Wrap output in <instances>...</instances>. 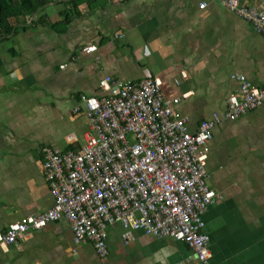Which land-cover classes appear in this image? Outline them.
I'll return each mask as SVG.
<instances>
[{
  "label": "crops",
  "instance_id": "obj_1",
  "mask_svg": "<svg viewBox=\"0 0 264 264\" xmlns=\"http://www.w3.org/2000/svg\"><path fill=\"white\" fill-rule=\"evenodd\" d=\"M241 2L264 8V0ZM69 9L49 0L0 39V231L53 205L40 149L83 146L90 129L80 95L106 94L105 75L158 77L164 100L190 91L171 104L189 132L218 117L206 182L219 198L202 216L208 264H264V103L226 117L239 87L233 74L264 86V35L219 0H94ZM88 45L96 49L85 53ZM123 232L109 225L108 252L99 256L91 242H74L62 217L1 245L0 264H201L182 241L141 230L124 241Z\"/></svg>",
  "mask_w": 264,
  "mask_h": 264
},
{
  "label": "built area",
  "instance_id": "obj_2",
  "mask_svg": "<svg viewBox=\"0 0 264 264\" xmlns=\"http://www.w3.org/2000/svg\"><path fill=\"white\" fill-rule=\"evenodd\" d=\"M219 1L264 35V8L241 0ZM205 6L199 3V8ZM95 49L88 45L82 51ZM232 77L239 87L227 98L230 120L264 103V86L241 74ZM160 86L158 77L124 81L105 75L99 88L106 94L80 95L90 129L83 146L78 151L40 149L53 205L9 224L0 231V246L17 245L29 231L63 217L74 242H91L99 256L108 252L106 228L119 222L124 241L132 230L151 238L170 237L208 264L209 235L202 216L219 198L206 182L208 142L218 117L201 121L196 132H189L171 104L190 91L170 102L163 99Z\"/></svg>",
  "mask_w": 264,
  "mask_h": 264
},
{
  "label": "trees",
  "instance_id": "obj_3",
  "mask_svg": "<svg viewBox=\"0 0 264 264\" xmlns=\"http://www.w3.org/2000/svg\"><path fill=\"white\" fill-rule=\"evenodd\" d=\"M63 1L70 6V14H73L78 4L83 1L90 4L94 0ZM48 2L49 0H0V39L13 33L17 26L25 21L27 16L36 14ZM69 18L70 16L67 15V19Z\"/></svg>",
  "mask_w": 264,
  "mask_h": 264
}]
</instances>
